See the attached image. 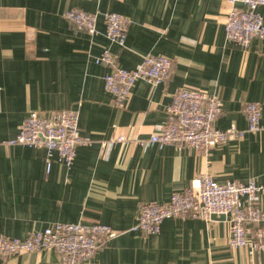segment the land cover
I'll return each instance as SVG.
<instances>
[{"label": "crops", "instance_id": "obj_1", "mask_svg": "<svg viewBox=\"0 0 264 264\" xmlns=\"http://www.w3.org/2000/svg\"><path fill=\"white\" fill-rule=\"evenodd\" d=\"M229 0H0V236L24 238L55 222L109 225L115 235L79 264H264V248L229 243L230 222L211 217L165 219L157 234L132 231L139 207L164 203L191 180H253L264 186V38L242 47L225 36ZM240 6V5H238ZM96 13L95 32L65 13ZM259 12L264 22V7ZM130 20L124 46L110 41L103 15ZM109 49L118 66L133 69L147 54L172 60L163 83L137 80L123 108L104 89L105 67L93 57ZM196 88L222 101L219 129L234 124L239 139L207 150L135 143L166 120L173 94ZM261 105V128L246 130L245 103ZM78 111L80 134L67 167L43 148L9 144L33 111ZM126 142L107 151L103 141ZM260 208L264 212V191ZM264 224V221H263ZM247 237L251 238L253 225ZM0 264H62L53 249L0 257Z\"/></svg>", "mask_w": 264, "mask_h": 264}, {"label": "built area", "instance_id": "obj_2", "mask_svg": "<svg viewBox=\"0 0 264 264\" xmlns=\"http://www.w3.org/2000/svg\"><path fill=\"white\" fill-rule=\"evenodd\" d=\"M233 4L225 22L228 41L248 47L253 39L264 38V22L259 12L264 0H229ZM240 5V6H238ZM66 18L88 33L95 32L97 14L82 9H70ZM107 38L124 46L130 20L122 14L107 12L103 15ZM96 64L105 67L104 89L111 95L113 104L123 108L134 83L141 79L155 85L163 83L171 74L172 60L165 55L147 54L133 69L118 66L115 55L104 49L93 57ZM261 105L247 102L243 112L246 130L256 132L261 128ZM222 113V101L196 88L177 90L166 107V120L156 126V131L146 139L135 141L138 145H171L207 150L217 144L239 139L244 131L234 124L219 129L215 121ZM79 115L75 109H62L49 114L30 112L21 122L18 133L9 144H22L46 150V169L55 155L69 167L75 158L76 147L90 143L80 134ZM126 142L121 134L103 141L107 151L115 143ZM264 186L253 180L218 183L210 174L195 176L189 186L173 192L168 201L143 202L132 231L141 235L157 234L162 222L169 218L210 219L224 217L230 222L229 243L233 247L253 246L264 248V212L260 208ZM249 225H253L252 237H247ZM115 232L106 224L55 222L41 230H34L24 238L0 236V257H13L24 252L53 249L62 264H79L92 258L103 241Z\"/></svg>", "mask_w": 264, "mask_h": 264}, {"label": "water", "instance_id": "obj_3", "mask_svg": "<svg viewBox=\"0 0 264 264\" xmlns=\"http://www.w3.org/2000/svg\"><path fill=\"white\" fill-rule=\"evenodd\" d=\"M222 218H224V217H222Z\"/></svg>", "mask_w": 264, "mask_h": 264}]
</instances>
